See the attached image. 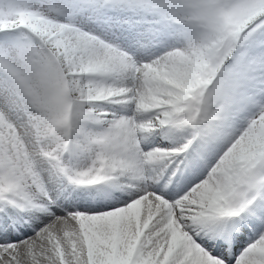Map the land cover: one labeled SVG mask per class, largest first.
<instances>
[{
    "label": "snow or ice",
    "instance_id": "6c2138e0",
    "mask_svg": "<svg viewBox=\"0 0 264 264\" xmlns=\"http://www.w3.org/2000/svg\"><path fill=\"white\" fill-rule=\"evenodd\" d=\"M0 264H264V0H0Z\"/></svg>",
    "mask_w": 264,
    "mask_h": 264
}]
</instances>
